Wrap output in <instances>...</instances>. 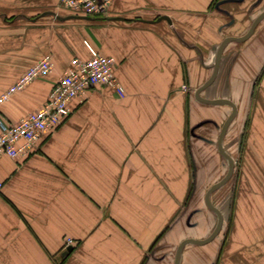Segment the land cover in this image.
<instances>
[{"label":"crops","instance_id":"1","mask_svg":"<svg viewBox=\"0 0 264 264\" xmlns=\"http://www.w3.org/2000/svg\"><path fill=\"white\" fill-rule=\"evenodd\" d=\"M57 7L64 10L58 0H0V94L45 54L54 62L0 104L1 117L14 122L37 109L71 58L89 57L86 42L114 57L125 94L94 86L28 155L0 156V264H175L182 240L206 238L188 229L228 170L218 138L232 107L195 92L212 74L219 44L244 35L264 0H113L105 16L124 20L66 18L84 15ZM263 21L226 43L200 92L235 104L221 145L234 169L243 145V167L223 236L226 217L212 195L234 169L210 194L220 231L186 243L178 264H264V32L251 40Z\"/></svg>","mask_w":264,"mask_h":264},{"label":"built area","instance_id":"2","mask_svg":"<svg viewBox=\"0 0 264 264\" xmlns=\"http://www.w3.org/2000/svg\"><path fill=\"white\" fill-rule=\"evenodd\" d=\"M112 1L58 0V4L72 13L96 17L107 15ZM86 45L90 52L89 57L71 58L69 66L52 85L47 99L37 109L14 122L6 121L0 115V156L7 155L17 159L28 155L45 132L54 130L71 114V100L82 99L86 91L94 86H109L119 96H124L125 90L114 74L116 65L114 57L100 53L87 42ZM53 67L52 56L50 54L42 56L0 94V104L12 94L23 90L36 78L47 75ZM2 185L3 181L0 178V190ZM69 242L70 240L67 241Z\"/></svg>","mask_w":264,"mask_h":264},{"label":"water","instance_id":"3","mask_svg":"<svg viewBox=\"0 0 264 264\" xmlns=\"http://www.w3.org/2000/svg\"><path fill=\"white\" fill-rule=\"evenodd\" d=\"M46 13H52L53 15H55L56 18H59V19H64L65 17L66 18H69V17L92 18L91 16H86V15H84V16H80V15H69V16L63 17V16H59L58 14H56L54 12H46ZM262 17H264V10L253 20L250 28L248 29V31L244 35L239 36V37L229 36V37H226V38H224L222 40V42L219 44L218 49H217L216 58H215V64H214V68H213L212 74L204 82V84L202 86H200L196 90V92H195L196 98L198 100L202 101V102L212 103V104H219V103L221 104V103H223V104H229L232 107V112L230 113V115L228 116V118L225 120V122H224V124H223V126L221 128V131H220V134H219V138H218V149H219L220 153L228 160V170H227L226 174L224 175V177L221 178L218 182L212 184L210 186V188H208L207 192L205 193V202H206L207 206L210 209H212L213 211H215L216 214H217V223H216L214 229L204 239L186 238V239L182 240L180 242V244L178 245L177 249H176V253H175V264H178L181 250H182L183 246L186 243H188V242H194V243H199V244L206 243V242L210 241L212 238H214L218 234V232L220 231V229L222 227V223H223V216H222L221 211L216 206H214L212 204V202L210 200V194L215 189H217L222 184H224L231 177V175L233 173V169H234V162H233L232 158L222 148L221 139H222V137H223V135H224V133L226 131V128H227L228 124L230 123L231 119L233 118V116L235 114V111H236L235 104L232 101L228 100V99H210V98L202 97L200 95V92H201L202 89H204L209 84H211L212 81L214 80V78L216 76V73L218 71V68H219L222 51H223V48L226 45V43L228 41H230V40L241 41V40H244V39L248 38L251 35V33L253 32L256 24L259 22V20ZM103 18H106V19H120V20H124L125 19L124 17H121V16H117V17H106V16H104ZM158 19H166L167 21H170V19L166 15H161V16L158 17ZM71 249H72L71 246H69L67 248V250H71Z\"/></svg>","mask_w":264,"mask_h":264},{"label":"rangeland","instance_id":"4","mask_svg":"<svg viewBox=\"0 0 264 264\" xmlns=\"http://www.w3.org/2000/svg\"><path fill=\"white\" fill-rule=\"evenodd\" d=\"M43 5H44V8L45 7H49L47 3L46 4L44 3ZM59 11H60L61 14H66V12L69 11V10H66V9L62 10V9H59L57 7L55 12L59 13ZM255 12H256V10L253 12V16H255ZM14 18H15V16H14ZM258 28H260V29L256 33V35L251 39L252 42L254 41V38H256V37L259 38V36L264 32V21H263V23L261 25H259ZM231 46H232V43H231ZM237 50H239V48H236V49H231L230 48V49H228V51L226 52V57L225 58L229 59V57L232 56L233 52H235ZM47 75H45V76H47ZM259 79L257 80V83H259L258 82ZM212 86L210 87L211 90H212ZM229 86H230L229 83L228 84L224 83V88H225L224 91L225 92H228L230 90ZM255 90H257V84L254 85V92H255ZM226 109H227V111L230 110L229 107H227ZM243 153H244L243 145H240V148L237 150L238 156L236 157L237 158L236 168L234 169L232 181H230L229 184H227V185L223 186L222 188L218 189L217 191H215V193H213V195H212L213 203L222 210V212L224 213V218L226 217L225 223H224V226H223V230L219 234V236H217V239L221 238L223 236V234L225 233V230H226V228L228 226L227 216H229V210L231 208L232 197H233L232 196V191H233L234 186L238 183L237 182L238 181V177L240 176V174L242 172V167H243L242 156H243ZM221 167H222V169H221L220 176H223L224 173L227 170V161H225L224 159H222V166ZM211 168H212V166H211ZM210 181H211V179H207L205 181L204 188L208 187V184L210 183ZM202 197L200 198V196H199V201L198 202H199L200 206H202L201 205L202 204ZM194 203H196V200H195ZM197 216H198L197 219H193L192 220L193 224H191L189 226L188 231L191 232V233H198V234H201L203 232L204 236L206 235V237H207V235H209L211 233V231L214 229V226H215L216 220H217V216H216V214L214 212L210 211L209 208L205 204H204L203 213L200 210L199 213L197 214ZM202 223H204V224H202Z\"/></svg>","mask_w":264,"mask_h":264}]
</instances>
